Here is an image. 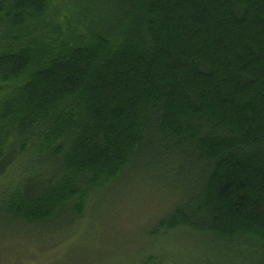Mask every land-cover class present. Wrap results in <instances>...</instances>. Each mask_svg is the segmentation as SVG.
Instances as JSON below:
<instances>
[{
    "label": "trees",
    "instance_id": "1",
    "mask_svg": "<svg viewBox=\"0 0 264 264\" xmlns=\"http://www.w3.org/2000/svg\"><path fill=\"white\" fill-rule=\"evenodd\" d=\"M257 1L0 0L4 211L68 229L138 169L185 189L154 235H199L198 264H264Z\"/></svg>",
    "mask_w": 264,
    "mask_h": 264
},
{
    "label": "rangeland",
    "instance_id": "2",
    "mask_svg": "<svg viewBox=\"0 0 264 264\" xmlns=\"http://www.w3.org/2000/svg\"><path fill=\"white\" fill-rule=\"evenodd\" d=\"M184 191L137 169L127 181L99 188L85 216L68 229L62 228L64 216L52 229L37 228L0 206V264H148V255H157V264L207 263L199 235L185 229L153 234L184 200Z\"/></svg>",
    "mask_w": 264,
    "mask_h": 264
},
{
    "label": "bare ground",
    "instance_id": "3",
    "mask_svg": "<svg viewBox=\"0 0 264 264\" xmlns=\"http://www.w3.org/2000/svg\"><path fill=\"white\" fill-rule=\"evenodd\" d=\"M256 3V2H255ZM261 3V2H260ZM228 9V8H227ZM185 12V11H184ZM213 13V12H212ZM250 16V15H249ZM212 21V20H211ZM234 23V22H233ZM204 29V28H203ZM228 37V36H227ZM226 38V37H225ZM190 233V232H189ZM193 241V240H192Z\"/></svg>",
    "mask_w": 264,
    "mask_h": 264
}]
</instances>
